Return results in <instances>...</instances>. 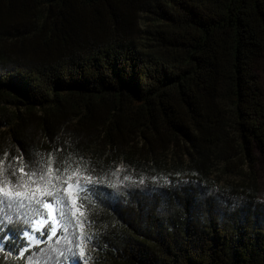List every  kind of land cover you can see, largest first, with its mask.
I'll return each mask as SVG.
<instances>
[{"label": "trees", "instance_id": "1", "mask_svg": "<svg viewBox=\"0 0 264 264\" xmlns=\"http://www.w3.org/2000/svg\"><path fill=\"white\" fill-rule=\"evenodd\" d=\"M263 63L264 0H0V168L43 154L100 179L113 195L82 216L98 264H264L263 225L201 216L210 187L252 200L210 178L253 177ZM45 217L0 222V264H85L52 255Z\"/></svg>", "mask_w": 264, "mask_h": 264}, {"label": "snow or ice", "instance_id": "2", "mask_svg": "<svg viewBox=\"0 0 264 264\" xmlns=\"http://www.w3.org/2000/svg\"><path fill=\"white\" fill-rule=\"evenodd\" d=\"M14 159L20 161L21 157ZM2 164L3 161L0 160V165ZM102 183L91 174L81 176L78 171L69 174V167L63 160L54 167L53 161L46 159L43 154H29L25 162L10 165L7 172L0 168V207H6L11 213L26 210L34 216H42L46 210L45 218L49 219L47 224L49 237L56 236L59 231L76 236L75 241L68 239V235H65L64 239L69 244H75L77 248H80L79 254L71 253V258L78 261L83 255L79 241L89 238L83 237L82 233L77 231L78 226L83 227L78 217L84 215V208L92 196L113 195L112 192L98 187ZM107 187L118 188L116 184H109ZM4 218V214L0 213V220ZM30 222L33 223L35 230H39L38 226L44 224L43 219L36 221L30 218ZM9 223H11L10 220ZM20 232L22 242L18 245L14 242L15 255L23 258L29 251L34 238L23 228H20ZM6 239L13 241L11 236ZM0 251L13 254L12 250L6 249L4 245H0ZM60 254L63 255V253Z\"/></svg>", "mask_w": 264, "mask_h": 264}, {"label": "rangeland", "instance_id": "3", "mask_svg": "<svg viewBox=\"0 0 264 264\" xmlns=\"http://www.w3.org/2000/svg\"><path fill=\"white\" fill-rule=\"evenodd\" d=\"M259 74L261 75V78L264 83V63L262 65V69L260 70ZM254 155L256 158L255 164L253 167H247L251 173H253V177L249 179H245L244 176L241 174L238 175L237 173L231 172L229 169L224 168L222 164L217 165L214 169V173H211V178L216 180V183L214 185L218 190L221 189H228L232 186L236 187V183L243 182L246 183L249 187L248 193H252L253 197L252 200L249 201L247 197H242L239 201H231L228 200V197L222 199L224 200V203L221 201L216 200L212 195L211 187L208 189H205L208 196L204 197L205 204L209 201L211 205L209 204L210 210L207 211V207L203 205V211H202V217H210L217 218L220 222L225 223L227 220L225 218H236L239 217L242 220L245 221V223L249 224L248 217L251 218V220H254L259 222L261 225L264 226V150L260 149L259 147H256L254 149ZM218 171H217V170ZM211 185V186H214ZM242 190V188H239ZM217 189H214L213 194L216 193L218 195V191L215 192ZM220 192V191H219ZM221 193V192H220ZM227 192L225 193L226 196ZM247 202V203H246ZM249 203V204H248ZM46 211V210H45ZM0 213L4 214V219L0 220L1 223L8 224L9 220L11 223H19V222H25L30 221L32 219H36L38 216H34L31 212H28L26 210L24 211H18L16 213H11L6 209V207H0ZM46 215V212L44 213ZM43 216V215H42ZM81 221V224L83 227H77V231L82 233L83 237H87L85 232V226L84 221L82 217H78ZM65 235H68V239L70 240H76V236L69 235L64 233L63 231H59L58 234L55 236V242L59 243V246L57 248H53L52 255L58 256L60 253H63V251L67 252V256H71L72 252L80 253V248H77L75 244H69L65 239ZM81 248L83 249V255L80 257L85 264H98L96 253L93 251V249L90 247L88 243V239H81L79 241ZM54 247V246H53ZM39 258V257H37ZM63 260V256H62ZM40 264H43L42 262Z\"/></svg>", "mask_w": 264, "mask_h": 264}]
</instances>
